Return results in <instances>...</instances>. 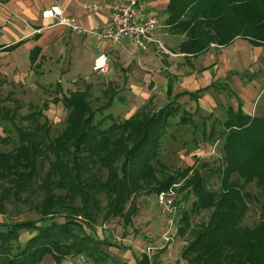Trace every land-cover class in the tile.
Listing matches in <instances>:
<instances>
[{"label":"trees","instance_id":"16d2710c","mask_svg":"<svg viewBox=\"0 0 264 264\" xmlns=\"http://www.w3.org/2000/svg\"><path fill=\"white\" fill-rule=\"evenodd\" d=\"M237 1L257 9L258 16L247 22L235 19L243 32H235L218 44H228L235 36H241L254 45H264V0ZM217 2L225 8H238L228 0L169 1L168 25L192 27L193 43L187 44L185 50L203 51L206 44L213 42L210 33L193 32V28L201 25L199 17L212 11ZM186 13L188 20L182 21ZM208 89L209 86L172 98L168 89L166 104L155 113L141 109L121 123L109 126L104 123L110 116L97 119L96 112L81 96L62 95L54 102L61 101L70 114L67 127L59 136L44 141L33 131L16 128L18 146L12 152H0V182L4 183L0 190V211L9 198L19 200L40 178L43 159L49 161V169L41 178L45 200L37 208L39 218L0 222V264H40L46 256L52 258V264H60L80 253L94 261L106 262L108 255L100 245H113L97 239L92 225L100 209V194L107 199L103 219L124 217L128 223L132 214L124 213L125 204L141 190L143 182H154L145 191L148 195L169 188L174 176L158 181L150 173L149 162L156 157L157 140L169 119L178 115V98L188 95L197 99ZM188 117L184 112L179 123L184 124ZM222 127L219 135L224 155L223 167L218 169L219 190L207 189L198 174L184 186L189 188L186 200L190 195L194 200L190 213L185 211L179 223L188 227L189 215L202 211H209V217L192 231V239L184 246L180 258L189 264H264V117L248 116L240 108L230 107ZM212 136L211 131L209 138ZM102 170L106 171L105 176ZM251 183L259 190L260 198L246 190ZM55 189L58 194H54ZM76 199L80 204L74 206ZM250 201L260 203L259 222L252 228L241 226ZM22 231L30 234L23 244L19 241ZM179 233H183L181 227ZM136 264L150 263L142 255Z\"/></svg>","mask_w":264,"mask_h":264},{"label":"rangeland","instance_id":"374dc122","mask_svg":"<svg viewBox=\"0 0 264 264\" xmlns=\"http://www.w3.org/2000/svg\"><path fill=\"white\" fill-rule=\"evenodd\" d=\"M228 1L235 3L238 8H225L217 2L212 11H207V15L199 17L201 25L195 26L193 32H208L212 35L214 44H217L235 32H243L236 25L235 19L237 22L238 19L247 22L257 18L258 10L247 6L244 1ZM189 37L192 41L190 33ZM111 45L103 49L109 59L108 70L103 73L93 71L94 58L89 57L87 48L77 49L78 47L67 45L62 46L60 51L58 47L49 48V55L39 64L34 63L19 79L12 78L8 71L6 74L0 72V152H12L18 146L16 128L26 132L33 131L44 141L59 136L66 129V120L70 114V109L64 107L61 101L54 102V99H60L62 95L81 96L91 110L96 112L97 119L110 116L104 123L105 126L113 122L121 123L141 109L148 114L158 111L165 104L166 96L162 85L156 80L160 76L163 77L164 72L162 69V72H156L155 62L159 64V61L169 57V54L157 45L156 51L147 55L144 60L143 53L132 43ZM211 96L214 100H219L215 90H212ZM29 116L33 119L28 118ZM179 116L180 114L169 119L168 126L157 140L159 145L156 148V157L149 162L152 169L150 173L158 181L175 177L171 186H175L178 220L169 227L167 218L159 212L155 193H145L154 182H143L141 190L126 202L124 213L132 214L128 223L124 217H114L107 221L103 219L107 199L105 195L100 194V209L92 225L97 239L113 245H100V249L108 255L107 264H128V261L134 262L135 258L142 255L147 257L150 264H175L176 260L168 256V249L175 255L178 248H181L177 255L178 261L189 264L180 258V254L186 243L192 239V231L200 223L207 221L209 211L190 214L188 227L179 223L185 211L190 213L194 200L193 195L188 196L186 200L185 195L189 188L184 186L198 174L207 189L219 190L218 169L223 167L224 155L223 139L219 133L223 130L225 111L219 112L216 109V112L211 114L194 112L192 122L185 124L179 123ZM211 131L213 136L207 140L206 136ZM49 159L53 157L49 156ZM40 164V178L20 195L19 200L11 197L5 202L4 209L0 211V222L39 218L37 208L45 200L41 178L49 169V161L43 159ZM93 171L95 172V169ZM102 172L105 176L106 171ZM232 179L235 180L236 176ZM3 185L4 183L0 182V190ZM246 190L257 199L261 197L253 183L247 186ZM53 192L59 193L56 189ZM79 204L76 199L74 206ZM259 217L260 203L250 201L241 226L255 227ZM180 227L182 234L179 233ZM29 235V232L22 231L20 243L23 244ZM166 236L170 239L168 242L164 241ZM170 245L175 247L171 248ZM119 247H125L129 251ZM40 264H52V258L46 256Z\"/></svg>","mask_w":264,"mask_h":264},{"label":"crops","instance_id":"0c3cea01","mask_svg":"<svg viewBox=\"0 0 264 264\" xmlns=\"http://www.w3.org/2000/svg\"><path fill=\"white\" fill-rule=\"evenodd\" d=\"M121 1L126 0H0V72L6 74L8 71L12 78L19 79L34 63L43 61L51 47H58L59 51L66 45L77 49L85 47L89 57L94 59L99 54L106 55L103 49L112 46L111 43H98L81 30L72 31L59 25L58 19H42L41 12L58 6L63 11V17L72 20L80 29H102L109 21L112 7ZM142 1L147 13L158 19L153 35L157 43L137 49L143 53L144 60L156 51L158 43L169 54L159 64L155 62L156 72H164V76L156 80L163 87L165 104L168 89L172 98L209 86L197 99H190L188 95L178 98V115L185 112L189 116L185 123L192 122V114L199 111L211 114L218 109L219 112L225 111L226 117L230 107L233 110L240 108L248 116L264 117V45H254L241 36H235L225 45L211 42L205 45L203 51H187L185 47L190 44L192 27L168 25L170 0ZM183 20H188L187 13ZM155 87H158L157 84ZM212 90L218 92V101L212 98ZM209 136L210 133L206 136L207 140L211 139ZM168 250V256L176 260L175 264H182L177 256L181 248L176 249L175 255ZM140 258L128 261V264H136ZM66 261L60 264H67Z\"/></svg>","mask_w":264,"mask_h":264},{"label":"built area","instance_id":"2783aa9c","mask_svg":"<svg viewBox=\"0 0 264 264\" xmlns=\"http://www.w3.org/2000/svg\"><path fill=\"white\" fill-rule=\"evenodd\" d=\"M41 18L58 19L59 25L68 27L72 31L81 30L84 34L92 36L98 43L119 44L129 42L140 49H144L151 43H157L153 35L158 26V19L147 13L142 0H126L115 4L112 7L107 25L102 29H80L72 20L63 17V11L58 6H52L43 10ZM158 45L160 44L158 43ZM107 68V56L104 54L96 56L93 61V71L103 73L107 71ZM156 204L160 214L167 218L169 227H172L176 220H178L175 186H170L166 190L159 192L156 195ZM169 240L167 236L164 238L165 242ZM66 263L107 264L106 262L94 261L82 253L68 257Z\"/></svg>","mask_w":264,"mask_h":264}]
</instances>
